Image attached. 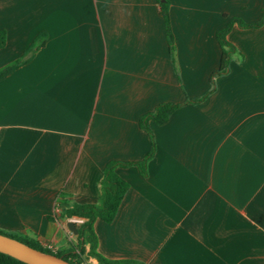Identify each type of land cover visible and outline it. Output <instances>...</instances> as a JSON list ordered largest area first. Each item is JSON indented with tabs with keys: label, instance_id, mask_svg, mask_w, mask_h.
<instances>
[{
	"label": "crops",
	"instance_id": "crops-1",
	"mask_svg": "<svg viewBox=\"0 0 264 264\" xmlns=\"http://www.w3.org/2000/svg\"><path fill=\"white\" fill-rule=\"evenodd\" d=\"M0 0V68L38 35L30 58L0 78V230L56 250L77 243L48 218L60 192L95 203L109 161L129 187L110 223H93L97 251L144 264H264V22L233 24L226 72L216 32L260 20L264 0ZM201 98L199 101H192ZM58 211L60 210L59 207ZM76 227V226H75ZM87 249L88 244H84ZM87 264H99L87 256Z\"/></svg>",
	"mask_w": 264,
	"mask_h": 264
},
{
	"label": "trees",
	"instance_id": "trees-1",
	"mask_svg": "<svg viewBox=\"0 0 264 264\" xmlns=\"http://www.w3.org/2000/svg\"><path fill=\"white\" fill-rule=\"evenodd\" d=\"M160 6V13L164 21L165 31L167 34V40L169 43V50H172V34L169 24L168 15V5L166 0H158ZM264 22V12L259 21L253 23H246L242 19L234 17L232 18L225 27L219 29L216 32L217 41L221 47V59L217 70H215L211 75V83L213 82V77L221 73L226 72L229 63L232 60L233 55L237 52L235 46L227 40V33L233 24H237L242 28H254L259 27ZM5 31L0 30V48L5 44ZM45 35L40 34L31 43L28 49H26L22 55L14 60L13 62L7 64L6 66L0 68V78L12 72L15 68L25 63L30 56L43 44ZM201 98L194 99L192 101H199ZM180 104H175L171 102L159 103L152 112L144 114L139 120V124L144 128L150 138L151 147L149 152L140 161L133 162H119V161H109L102 169V177L100 180V196L95 203H78L71 202L69 206H65L67 200V194L60 192L55 207H59V211H54L52 216L48 218L60 219V218H75L79 219L80 222L75 224L77 233V243L75 246L68 248L67 250L59 251L50 247L47 243L42 244L34 236L27 235L20 231H3L1 233L9 235L19 241L30 245L36 249L61 256L71 264H81L85 261L86 257H93L97 260L99 264H144L138 260L133 259H108L101 255L97 251V236L93 229V223L95 220L99 219L105 223H110L119 207V204L123 198V195L127 191L129 184L126 180L121 178L117 172L116 168L118 166H129L135 165L138 168L139 173L142 176L147 175V163L152 157L155 144L153 139V133L149 127V121L154 122L156 125H161L167 121L170 114L179 107ZM84 244H88L87 249H85ZM0 264H26L8 254L0 252Z\"/></svg>",
	"mask_w": 264,
	"mask_h": 264
},
{
	"label": "water",
	"instance_id": "water-1",
	"mask_svg": "<svg viewBox=\"0 0 264 264\" xmlns=\"http://www.w3.org/2000/svg\"><path fill=\"white\" fill-rule=\"evenodd\" d=\"M71 230L77 233L74 224H71ZM0 252L8 254L26 264H71L61 256L36 249L1 232Z\"/></svg>",
	"mask_w": 264,
	"mask_h": 264
},
{
	"label": "built area",
	"instance_id": "built-area-1",
	"mask_svg": "<svg viewBox=\"0 0 264 264\" xmlns=\"http://www.w3.org/2000/svg\"><path fill=\"white\" fill-rule=\"evenodd\" d=\"M54 211H58V208L56 207L55 209H54ZM81 264H87L85 261L84 262H82Z\"/></svg>",
	"mask_w": 264,
	"mask_h": 264
}]
</instances>
